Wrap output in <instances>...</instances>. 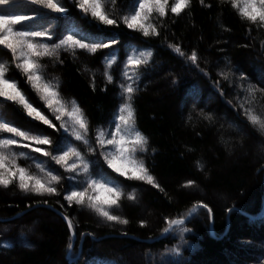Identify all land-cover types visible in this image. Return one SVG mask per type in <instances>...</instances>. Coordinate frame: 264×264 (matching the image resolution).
I'll return each instance as SVG.
<instances>
[{
	"label": "trees",
	"instance_id": "trees-1",
	"mask_svg": "<svg viewBox=\"0 0 264 264\" xmlns=\"http://www.w3.org/2000/svg\"><path fill=\"white\" fill-rule=\"evenodd\" d=\"M63 2L72 12L70 19L54 22L57 33L76 26L94 39L114 35L120 41L115 46L120 60L133 47L153 50L152 61L141 69L140 91L134 107L137 127L149 139L148 153L138 155L164 191L141 182L123 181L107 169L101 157H90L99 161L110 179L128 185L124 187L121 207L111 210L129 221L121 225L104 221L87 207L75 204L69 207L62 195L26 194L15 184L7 189L0 187V225L4 221L15 222L9 237L0 233V264H163L164 261L171 264H264V134L247 122L238 104V97L242 99L245 93L236 83L230 86L221 80L218 87L224 92L223 96L214 86L220 79L217 71L230 68L235 73L230 80L236 81L243 73L246 83L264 89V49L261 47L264 28L250 25L236 9L228 4L220 5L218 0H205L211 7L192 0L190 8L181 16L175 17L169 12L163 18L160 37L145 40L123 25L119 29H104L94 22L89 23L72 8L71 0ZM131 4L132 0H117L116 14L121 9L127 10ZM107 7L112 9L111 0ZM24 13L33 14L24 0H11L9 6H0V14ZM48 22L45 15L34 24L29 22L28 26H47ZM153 22L160 23L156 19ZM165 36L167 42L163 39ZM167 43L178 44L186 54L195 50L201 68L209 72L211 79L190 62L185 63ZM108 51L103 49L95 55L78 51L75 59L69 53H61L63 64L42 61L46 65V78L59 79L61 95L79 103L93 130L106 126L120 103L118 88L107 85V90L102 91L106 87L103 61ZM0 62H7L8 75L42 107L25 78L15 69L11 54L2 46ZM85 66L90 71H84ZM93 73L95 91L91 85ZM113 74L119 79L118 66H114ZM174 78L178 81L175 85L171 83ZM251 106L257 113H264V93L257 92ZM6 111L8 118L18 123L24 124L29 119L10 103ZM201 112L211 115L213 120L203 119ZM47 131L55 141L59 134L51 129ZM197 161L203 165V171L197 167ZM18 163L30 166L33 173L41 175L32 160L20 159ZM47 167L58 168L50 160ZM188 181H195V186L182 187ZM69 183L65 180L57 187L63 193ZM133 188L136 200L128 201L127 193ZM198 201L212 209V216L206 214V209H200L196 214L203 215L189 227L191 231L185 237L187 243L181 246V256L168 255V250L180 241L161 235L164 218L186 213ZM65 215L72 222L71 230ZM141 221L146 222V226L141 227ZM93 235L99 239L95 240ZM77 236H82L79 241ZM159 238L162 239L148 243ZM69 242L72 249L67 247Z\"/></svg>",
	"mask_w": 264,
	"mask_h": 264
},
{
	"label": "snow or ice",
	"instance_id": "snow-or-ice-1",
	"mask_svg": "<svg viewBox=\"0 0 264 264\" xmlns=\"http://www.w3.org/2000/svg\"><path fill=\"white\" fill-rule=\"evenodd\" d=\"M24 2L31 6L33 14H0V46L11 54L15 69L25 78L42 107L35 104L19 86L18 81L8 75L7 62H0V109H3L0 111V187L7 189L15 184L26 194L40 197L62 195L69 207L73 204L87 207L104 221L127 225V219L111 211L119 209L122 199L125 198L124 187L128 185H124L123 181L141 182L164 191L150 173L144 159L138 155L148 153L149 139L137 127L134 107L135 98L140 91L141 69L146 68L152 61L153 50L151 47H133L120 60L115 52V46L120 41L114 35L94 39L76 26H70L60 33L54 30V22L71 17L72 9L63 0ZM191 2L192 0H171V3L170 0H132L127 10L121 9L116 14L117 0H111L112 9L107 7L108 0H71L72 8L81 14V19L94 22L96 26L104 29H119L123 25L130 32L140 34L145 40L160 37V29L164 27L163 18L169 12L175 17L181 16L190 8ZM199 2L204 7H211L210 4H205V0ZM10 3L11 0H0V6L6 7ZM218 3L230 5L243 20L255 25L257 29L264 28V0H218ZM45 15H48L47 26H28L29 22L34 24ZM154 19L160 21L159 25L153 22ZM163 39L167 42L166 36ZM167 47L183 58L185 63L190 62L203 76L211 79L209 72L201 68L200 57L195 50L186 54L178 44L167 43ZM261 47L264 49V42ZM103 49L109 51L103 61L106 87L102 91L107 90V85L118 88L120 103L107 125L97 126L93 130L79 103L75 99L66 100L61 95L59 79L46 78V65L42 61L47 59L53 64H63L61 53H69L75 59L78 51L95 55ZM114 66H118L119 79L113 74ZM84 71L90 69L85 66ZM234 75L230 68L218 70L217 76L220 79L214 82V86H217L223 96L224 92L218 87L221 80L228 82L230 86L236 83V87L245 93L242 99L238 97V104L247 122L264 134V113H257L251 106L256 100L257 92L264 93V89H258L250 82L246 83L247 77L243 73L236 78L238 83L230 80ZM171 83L175 85L178 81L174 78ZM91 85L95 91L94 73ZM5 102L18 107L29 118L28 121L21 124L8 118L6 110L9 103ZM201 116L209 122L213 120L207 113L201 112ZM191 119L189 116V120ZM41 125L44 127H40ZM48 129L59 134L55 141ZM32 153L38 156H33ZM96 156L101 157L107 169L122 177L123 181L110 179L109 173L99 166V161L90 159ZM20 159L32 160L41 175L33 173L30 166L25 167L18 163ZM49 160L58 168L47 167ZM197 167L203 171V165L199 161ZM65 180L70 183L62 193L57 186H61ZM194 186L195 181L182 185L185 188ZM126 199L136 200L134 188L127 193ZM200 209H206L209 217L212 216V209L206 203L198 201L186 213L164 218L161 235L178 236L180 241L168 250V255L181 256V246L187 243L184 234L191 231L186 222ZM231 211L232 209H228V212ZM64 219L68 221V228L71 230V220L66 215ZM140 226H146V222L141 221ZM72 235L75 236V232ZM67 247L72 249V243L69 242ZM163 264H171V261H164Z\"/></svg>",
	"mask_w": 264,
	"mask_h": 264
},
{
	"label": "rangeland",
	"instance_id": "rangeland-1",
	"mask_svg": "<svg viewBox=\"0 0 264 264\" xmlns=\"http://www.w3.org/2000/svg\"><path fill=\"white\" fill-rule=\"evenodd\" d=\"M259 70H260V68H259ZM126 190H128V189H126ZM203 211H205L204 209H203ZM207 214V213H206ZM203 214H195L194 216H195V218H193L192 219V217H190L189 218V223H188V221L186 222V226L189 228L190 226H191V224L193 223V221L196 219V218H198V217H201ZM13 224H15V222H13L12 220H9V221H7V222H5L4 221V223H2L1 225H0V233H2V234H8L6 237H9L10 236V234H12V228H13ZM21 230V229H20ZM9 232V233H4V232ZM190 232H188V233H185L184 234V236L185 237H187V235L189 234ZM21 234H23L24 235V233H21ZM32 235H33V233H32ZM20 236V235H19ZM27 236H29L28 234H27ZM170 236V235H169ZM78 238H77V240L79 241V239H81V237L80 236H77ZM92 237H94L95 238V240H98L99 238H98V236H96V235H93ZM170 237H172V238H177V240L179 241V238H178V236H170ZM160 239V238H159ZM152 241H154V240H152ZM150 241H148V243H149ZM143 255H144V253H143ZM137 255H135V257H136ZM71 258H76V256H71ZM73 259V260H74Z\"/></svg>",
	"mask_w": 264,
	"mask_h": 264
},
{
	"label": "water",
	"instance_id": "water-1",
	"mask_svg": "<svg viewBox=\"0 0 264 264\" xmlns=\"http://www.w3.org/2000/svg\"><path fill=\"white\" fill-rule=\"evenodd\" d=\"M264 213V209H263V212H262V214ZM211 234L213 235V232H211ZM160 239H162V238H160ZM160 239H157V240H154V241H150L149 243H154V242H157V241H159Z\"/></svg>",
	"mask_w": 264,
	"mask_h": 264
}]
</instances>
